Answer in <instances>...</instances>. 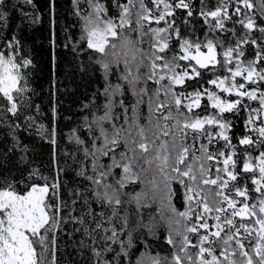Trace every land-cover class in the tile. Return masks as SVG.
Listing matches in <instances>:
<instances>
[{"label": "trees", "instance_id": "obj_1", "mask_svg": "<svg viewBox=\"0 0 264 264\" xmlns=\"http://www.w3.org/2000/svg\"><path fill=\"white\" fill-rule=\"evenodd\" d=\"M133 2L135 6L128 5V0H31V3L28 0H2L0 3V53L13 55L20 63L23 77L21 85L25 88L23 93L16 96L15 114L6 110L10 105L0 94V189L12 185L23 194L32 184L47 182L60 185L58 198L50 201L59 205L60 222L54 233H49L50 243L46 253L49 264L53 260L54 264H153L155 259L160 264H173V253L178 250L168 244L167 238L171 232L179 242L181 237L177 233L183 231V222L175 223L179 217L168 206L170 204L178 212L187 208L186 189L179 180L169 181V193L155 170V163L149 166L144 163L143 157L136 159L133 164V172L139 179L125 182L123 188L117 183L124 176L122 167H111L110 175L104 178L99 176L100 172L109 170L113 157L121 165L128 162V159H122V154H126L129 159L134 158L130 150L134 145L128 142L139 140L135 129L131 136L127 131H122L116 138L117 144L108 145V155H101L96 151L104 145L101 126L109 139L113 138L115 129H127L137 115L141 126L151 127L148 123L151 115L149 103L150 99L155 100L153 92L159 87L154 81L145 84L149 61L141 53L152 51L153 38L150 33L143 35L138 30L135 20L136 12L140 10L139 0ZM177 2L168 0L173 5L174 15L167 19L175 21L173 27L179 28L184 38L198 42H206L207 39L222 41L223 47L217 48L221 61L224 49L234 47L237 39L245 36L256 39L257 45H242V60H254L258 51L264 53V33L256 30L249 33L236 22L247 15L253 17L259 26H264L261 0H251L254 4L251 11L238 4V0H228L232 19L225 24L229 31L212 30L210 25L215 21L211 17L205 20L201 15L202 12L215 10L224 0H185L190 4L192 16L187 15V9L175 8ZM97 4L103 5L105 9L100 14L101 18H111L117 24L122 6L128 5L131 11V26L118 29L120 35L115 39L109 38L117 48H109L107 55L87 47L86 18L95 19ZM145 4L154 15L159 14L151 0H145ZM237 6L242 9L240 16L234 15ZM160 7L162 9L163 5ZM166 26L163 21L160 24L145 22L143 31L147 33L149 27ZM169 43L170 49L163 55L170 58L173 51L179 52V43L174 36ZM133 45L140 49L134 61L131 60ZM113 51L117 56L112 55ZM126 51L129 52L127 57L124 56ZM125 59L131 61L133 75L141 76L136 90L147 87L146 95L137 97L133 88L120 78L125 73ZM25 60L30 61L26 67L23 66ZM141 60L143 63L137 71ZM104 63L109 64L107 74ZM259 66L264 67V63ZM201 73V77L187 80L183 87H177L176 90L191 92L203 84L206 88L218 91L206 81L215 76L227 75L219 65L214 69H202ZM237 82L242 83V78H237ZM162 83L166 84L167 81ZM117 84L121 85V93L111 97L110 119L100 121L99 118L108 111L105 105L110 99L104 94V89ZM138 98L143 102L134 113L133 106L137 105ZM227 98L236 99L234 95ZM160 99H165L163 93ZM244 104L259 107L258 101L245 99ZM204 105H208L206 97L202 99V107L194 109V112L200 115L215 112L210 105L207 108ZM164 114H167V109ZM248 115L243 107L238 114L225 113V118L232 122L228 134L236 145L239 158L237 171L242 167L244 153H251L255 157L264 150L256 145L246 147L238 143L246 135L258 139L257 134L246 126ZM173 123L175 121H168L169 125ZM260 123L258 119L255 126ZM146 134L151 137V132ZM157 134L161 140H171V135L164 137L162 132ZM187 143H191V136ZM200 143L207 144L208 141L201 138L196 147ZM224 144L223 140L214 141L209 150L228 151L224 149ZM136 151L139 152V149ZM208 163L214 165L213 172L215 166H219L215 162ZM248 175L245 174V179ZM154 177L156 187L150 183ZM96 179H101L100 185L94 183ZM184 179L185 183H189L187 178ZM108 185L111 187H106ZM249 187L250 194L256 197L258 194L251 191L250 181ZM105 192L113 196L112 203L104 199ZM138 193L141 194L139 206L134 199ZM169 195L170 200L167 199ZM115 198L121 200L120 205L114 203ZM209 223L215 221L210 220ZM113 230L117 233L116 237L108 239ZM53 237L54 243H51ZM192 239L195 242L194 236ZM125 250L127 255H124ZM189 251L195 253L196 250L190 248Z\"/></svg>", "mask_w": 264, "mask_h": 264}, {"label": "snow or ice", "instance_id": "obj_2", "mask_svg": "<svg viewBox=\"0 0 264 264\" xmlns=\"http://www.w3.org/2000/svg\"><path fill=\"white\" fill-rule=\"evenodd\" d=\"M28 2L31 3V0ZM151 2L156 6L159 14L154 15L145 4V0H139L140 10L136 12L135 20L138 30L143 35L150 33L153 38L152 51L141 53L149 61L145 84L147 81H154L159 85L153 92L155 100L150 99L149 103L151 115L148 123L151 127L141 126L137 115L127 129H115L113 138L109 139L107 132L101 126L104 145L96 149L101 155H108L110 150L108 145H116V138L122 131H127L131 136L135 129L139 140L132 139L128 142L134 145L130 149L134 158L129 159L126 154H122V159H128V162L121 165L113 157V164L109 170L100 172L99 176L104 178L110 175L111 167H122L124 176L117 183L123 188L125 182L139 179V176L133 172V164L136 159L143 157L144 163L149 166L155 163V170L162 178L164 189H168L169 193V181L172 179L179 180L185 186L186 210L178 212L175 207L168 205L179 217L175 223L183 222V231L177 233L181 237L179 242L174 239L171 232L167 238L168 244L178 249L173 253V264H264V150L259 151L255 157L251 153H244L242 167L237 171L239 158L236 145L232 143V137L228 134L232 122L225 118V113L238 114L241 107L246 109L249 113L246 126L257 134L258 139L246 135L240 138L238 143L246 147L256 145L264 149V87H262L264 67L259 66L264 63V53L258 51L254 60L247 62L242 60L244 51L241 46L249 43L257 45L256 39L245 36L238 38L234 47L224 49L221 61L219 59L221 54L218 53L217 48L223 47L222 41L207 39L206 42H198L182 37L180 29L173 27L175 21L167 19L174 15L173 5L168 3V0H151ZM238 4H242L249 11L254 8L251 0H238ZM128 5L135 6L133 0H128ZM128 5L122 6L119 24L114 23L111 18L102 19L100 14L105 11L104 6L95 5V19L86 18L85 32L89 49L107 55L109 48L113 50L117 48L109 38L115 39L120 35L118 29L131 26V11ZM161 5H163L162 9ZM174 7L187 9L188 16L193 14L190 4L185 0H178ZM261 8L264 10V0H261ZM241 13V7L237 6L234 15L240 16ZM201 15L205 20L211 17L215 21L210 25L212 30L229 31L225 24L227 20L232 19L228 11V0H224L215 10L202 12ZM153 21L156 24L163 21L167 26L149 27L148 32L145 33L144 23L151 24ZM236 22L249 33L254 30L264 33V26H259L251 16L245 15V19ZM173 36L179 43V52L173 51L169 58L163 54L170 49L169 42ZM131 51V60L134 61L140 49L133 45ZM112 55L117 56V53L113 51ZM128 55L129 52L126 51L124 56ZM181 62L186 63L181 64ZM29 63L30 61L25 60L23 66L26 67ZM142 63L141 60L137 65V71ZM124 64L125 73L121 74L120 78L133 88L137 97L141 94L146 95L147 87L136 90V84L141 80V76L133 75L131 61L125 59ZM218 65L227 75L215 76L206 81L218 91L206 88L203 84L191 92L176 90L177 87H183L187 80L201 77L202 69H214ZM20 67L21 65L13 57L0 53V94L10 105L6 110L13 114L17 112L16 96L25 91L21 85L23 77L18 71ZM103 68L107 74L109 64L104 63ZM237 78H242L243 82L238 83ZM163 81L167 83H162ZM251 85L256 87L250 88ZM117 93H121L119 84L108 85L104 89V94L110 99L105 105L108 111L99 118L100 121L110 119L111 97ZM161 93L165 97L164 100L160 99ZM221 94L234 95L236 99L230 100L227 96L222 97ZM204 97L208 101V105L204 107L210 105L211 109L215 110L213 114L200 115L194 112V109L202 107ZM245 99L258 101L259 107L253 108L249 104H244ZM142 102V99L138 98L137 105L133 106L134 113ZM120 104L124 107L123 101ZM165 109L167 114H164ZM124 110L127 112L126 107ZM157 113L159 115H156ZM258 119L261 123L255 126ZM161 121H164L163 125ZM168 121L175 123L169 125ZM211 128L217 130L212 131ZM147 132H151V137L146 134ZM158 132H162L164 137L171 135V140H161ZM189 136L191 143H187ZM201 138L206 139L208 143H200L199 147H196ZM218 140L225 142L223 147L228 151L209 150L213 142ZM137 148L139 152L136 151ZM210 161L219 165L215 166L214 172V165L208 163ZM171 173L176 175L172 176ZM245 174H250L247 179ZM184 178H187L189 183H185ZM249 181L252 186L251 191L258 194L256 197L250 194ZM94 183L100 185L101 179L94 180ZM150 183L156 187L155 177ZM59 187L57 183L32 184L23 194L12 185L0 189V264H49L46 256L50 243L49 233H54L60 222L59 205L50 201L58 198ZM104 199L109 203L113 202V196L108 192L104 193ZM134 199L139 206L141 194H136ZM167 199L170 200V195ZM114 203L120 205L121 200L115 198ZM210 220L215 223L210 224ZM116 235V231L113 230L112 236L108 239ZM51 243H54V237ZM129 245H131V233H129ZM190 248L195 249V253H191ZM127 254L125 250L124 255ZM153 264H160V261L155 259Z\"/></svg>", "mask_w": 264, "mask_h": 264}, {"label": "rangeland", "instance_id": "obj_3", "mask_svg": "<svg viewBox=\"0 0 264 264\" xmlns=\"http://www.w3.org/2000/svg\"><path fill=\"white\" fill-rule=\"evenodd\" d=\"M9 57H13L15 61L20 65V63L16 60V58L13 55H9ZM18 71L20 72V68L18 69Z\"/></svg>", "mask_w": 264, "mask_h": 264}]
</instances>
